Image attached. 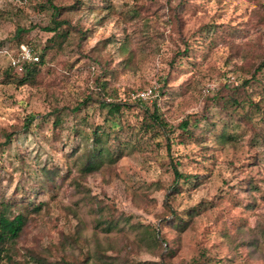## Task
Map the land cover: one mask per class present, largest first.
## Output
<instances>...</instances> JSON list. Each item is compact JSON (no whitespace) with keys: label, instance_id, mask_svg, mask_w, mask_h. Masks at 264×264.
I'll return each instance as SVG.
<instances>
[{"label":"rangeland","instance_id":"1","mask_svg":"<svg viewBox=\"0 0 264 264\" xmlns=\"http://www.w3.org/2000/svg\"><path fill=\"white\" fill-rule=\"evenodd\" d=\"M42 1L0 0V201L18 202L29 216L7 264H81L95 237L114 264H264V146L255 133L264 130V68L242 87L264 63V0H89L64 14L74 26L64 49L47 57L36 81L21 85L9 55L20 42L41 55L52 36L42 28L49 20ZM30 25L18 40L17 27ZM105 79L114 101L132 102L138 89L157 84L158 96L146 102L157 103L173 128L170 151L165 134L135 148L104 138L106 150L126 154L92 173L81 169L91 156V129L106 123L108 107H76L97 98ZM247 91L258 106L227 113L224 101L218 105L220 96ZM55 108L65 110L59 125ZM134 117L128 111L123 122ZM188 117L201 119L205 141L186 139L178 124ZM107 124L109 132L120 129ZM224 129L237 140L217 141ZM176 158L190 177L171 195ZM101 207L106 217H124V229L108 231ZM176 215L191 218L187 228L172 225ZM146 225L161 228L162 249L139 241Z\"/></svg>","mask_w":264,"mask_h":264},{"label":"trees","instance_id":"2","mask_svg":"<svg viewBox=\"0 0 264 264\" xmlns=\"http://www.w3.org/2000/svg\"><path fill=\"white\" fill-rule=\"evenodd\" d=\"M74 3L72 5L60 4L56 3L55 0H43L41 2V10H43L46 15H48V21L45 26L42 28L52 33V36L49 37L42 45L41 49V58L40 61L34 63H27L23 71L18 72L16 68L11 66V70L15 72L17 75H21L18 80V84H27L33 83L36 81V78L40 74L41 66L46 64L47 57L49 55L55 53L56 51L63 50L65 43L69 40L71 28L74 27L72 25V21L65 17L64 14L72 11L82 10L86 7H89V0H73ZM35 25H30L28 27L18 26L15 32V36L20 40V37L23 33L28 32ZM210 28L212 26H209ZM86 36V35H85ZM84 36V37H85ZM24 43V42H22ZM186 43V47L184 51H188L189 44ZM21 44V42H20ZM18 44V47L19 45ZM3 49H9L5 47ZM128 48L123 46L122 51H127ZM184 53V55L186 54ZM264 63H260L256 66L255 70L251 71L252 76L250 78H245L242 87H247L250 85L252 79H259V75L263 71ZM100 90L98 92L97 98L93 95L84 97L82 103L76 107V110L81 108V105L91 106L94 104H98L99 106H107L108 111L104 124H97L91 129V140H92V149L91 156L86 162L81 164V169L86 173H92L100 169L101 166L112 165L115 161L121 158L126 154L127 151H123L120 148L112 149L109 147L107 150L103 146L104 138L106 140L114 138L119 141H125L127 144H132V148L137 147L136 145L140 143L142 140L147 142H154L155 138L160 135L166 136L167 139V150L170 151L171 143L173 140L168 136V131H173L172 126L169 127V122L163 116L161 108L157 103L149 104L145 100L135 99L132 102L129 100L118 101L111 100L112 97L116 94L109 90V82L105 79L103 82L99 83ZM146 87V86H145ZM144 88V87H142ZM140 88V89H142ZM138 89V90H140ZM137 90V91H138ZM136 91V92H137ZM135 92V93H136ZM244 96L237 94L236 92L229 95V97L220 96L218 97L220 105L221 101H224L221 107L227 112L232 113V111H237L239 108H245L246 105L253 107V105L258 106V101L252 96L250 91L245 92ZM227 98V100H226ZM216 99V100H218ZM226 100V102H225ZM93 103V104H92ZM233 108H231V107ZM131 111L135 114L133 119H125L123 122L124 115ZM61 112H65L64 108H55L54 110V122L56 124H60L61 121ZM230 115V114H228ZM248 115V114H247ZM32 118L34 116H31ZM205 119H208L207 122H210V116L208 114L204 115ZM196 118V116H195ZM191 119V116H190ZM110 121L114 123H120V129L118 131L109 132L106 127L109 126ZM201 119H195L194 122L189 120V117L183 119L178 125L183 129L184 132L187 133V140H192L193 142H203L205 141V137L207 136V130H202L200 127ZM211 127H216L215 122H210ZM209 130V128L207 127ZM228 130V129H227ZM227 130H223V132L216 136V140L222 143H232L237 140L236 136L233 133L228 132ZM256 136L261 141L264 146V130L262 128L255 129ZM8 138L4 143L11 142V134L7 135ZM159 144V143H158ZM108 151V160L106 159V152ZM117 152V155L114 153ZM118 152H120L118 154ZM181 164V160L178 158L174 159L171 164V170L174 175L173 179V190L171 195L179 190L180 181L182 179L189 181V174L181 171L179 168ZM197 177V176H196ZM41 209V206L34 207V211H38ZM102 207L100 208V216L99 222L106 226L108 231L113 230L114 228H119V230H123L124 228L120 226V223L124 217L109 215L106 217L105 212L102 211ZM195 209V208H193ZM195 212H193L194 214ZM192 215V212H189ZM28 214L23 210V208L19 205L18 202L12 200H1L0 201V264L13 263L15 261L14 257V249L19 241V238L22 236L25 228L29 222ZM172 225L176 227V229H185L190 223L191 218L186 219L184 217H179L176 215L175 217H169ZM143 225V224H139ZM160 230V231H159ZM96 246L93 249H89L85 254V257L81 260V264H114L115 256L108 255L101 244V241L98 237H95ZM135 241L141 246L139 241H146L147 243L153 245L155 250L158 248L162 249V244L166 242V240L162 237L161 228L153 227L151 225H146L143 229L142 235L139 237V241L135 239ZM111 247V246H110ZM202 254H204L202 252ZM165 258V253H163V259ZM128 259L119 260V264H166L162 261H153V260H137L128 262ZM38 261L41 263H45V260L42 258H38ZM65 264H76L75 262H64ZM201 261H197L196 264H201Z\"/></svg>","mask_w":264,"mask_h":264},{"label":"built area","instance_id":"3","mask_svg":"<svg viewBox=\"0 0 264 264\" xmlns=\"http://www.w3.org/2000/svg\"><path fill=\"white\" fill-rule=\"evenodd\" d=\"M9 54V52H7ZM11 65L19 71H23L27 63L40 61L41 55L36 48L27 43H21L15 56L9 55ZM157 84L152 83L132 95L133 99L151 100L158 96Z\"/></svg>","mask_w":264,"mask_h":264}]
</instances>
